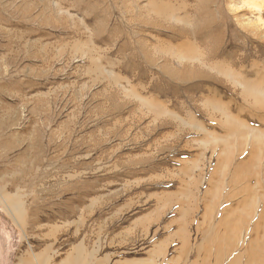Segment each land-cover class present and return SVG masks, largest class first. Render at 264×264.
I'll return each mask as SVG.
<instances>
[{
	"label": "rangeland",
	"instance_id": "obj_1",
	"mask_svg": "<svg viewBox=\"0 0 264 264\" xmlns=\"http://www.w3.org/2000/svg\"><path fill=\"white\" fill-rule=\"evenodd\" d=\"M263 146L264 0H0V264L264 255Z\"/></svg>",
	"mask_w": 264,
	"mask_h": 264
},
{
	"label": "bare ground",
	"instance_id": "obj_2",
	"mask_svg": "<svg viewBox=\"0 0 264 264\" xmlns=\"http://www.w3.org/2000/svg\"><path fill=\"white\" fill-rule=\"evenodd\" d=\"M240 124V123H239ZM234 126V125H233ZM238 126H240V125H236V127H238ZM236 129H241V127L240 128H236ZM252 131V130H251ZM245 134V133H244ZM262 136V135H261ZM256 140V139H255ZM263 140V139H262ZM259 143H261L260 141H259ZM248 144V143H247ZM250 145V144H249ZM241 146V145H240ZM264 147V146H263ZM264 154V153H263ZM229 161H231V160H229ZM227 162V161H226ZM262 224V220H257V222H256V224H255V226L253 227V233H252V235H251V237H250V242L249 243H247L248 245H247V247H246V250H244L243 251V253H242V257H245L246 259H244L245 261H246V263H242V264H249L250 262H252V261H255V260H258V261H261V263L263 264V262H264V255H261L260 253H258V249H259V247L257 246V244L255 243V240H256V234H257V232L259 231V225H261ZM213 237V236H212ZM211 237V238H212ZM236 239V238H235ZM82 247H84V246H82ZM82 247L80 248L79 247V249H77L76 250V255H77V257L80 259V258H82V256H81V254H80V251L82 250ZM85 250H86V248H85ZM81 253H83L84 254V256L85 255H90V253L88 254V251L86 250V251H81ZM228 253V252H227ZM75 254V253H74ZM245 254V255H244ZM76 255H75V258H76ZM226 256H227V254H226ZM217 257H218V255H217ZM230 257H232V256H230ZM238 257V256H237ZM237 257H233V258H228V262L230 263V264H240V262H239V260L237 259ZM36 258V257H35ZM92 258V257H91ZM218 259V258H217ZM230 259V260H229ZM36 260V259H35ZM73 260V259H72ZM76 261H77V259H76ZM80 261V260H79ZM197 261H201V264H203V262H204V259H201L200 258V254H199V252H197V253H195V259H194V262H192V264H198L197 263ZM36 262V261H35ZM69 262V261H68ZM37 263V262H36ZM71 263V262H70ZM66 264H68V263H66ZM73 264V263H72ZM85 264V263H84Z\"/></svg>",
	"mask_w": 264,
	"mask_h": 264
}]
</instances>
